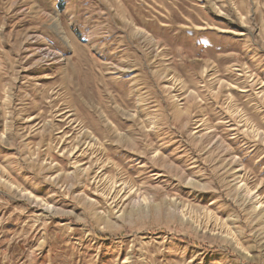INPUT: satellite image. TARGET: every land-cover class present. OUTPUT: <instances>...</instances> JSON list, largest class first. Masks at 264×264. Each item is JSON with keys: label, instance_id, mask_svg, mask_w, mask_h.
Wrapping results in <instances>:
<instances>
[{"label": "rangeland", "instance_id": "374dc122", "mask_svg": "<svg viewBox=\"0 0 264 264\" xmlns=\"http://www.w3.org/2000/svg\"><path fill=\"white\" fill-rule=\"evenodd\" d=\"M44 1L0 0V264H264V0Z\"/></svg>", "mask_w": 264, "mask_h": 264}, {"label": "bare ground", "instance_id": "6f19581e", "mask_svg": "<svg viewBox=\"0 0 264 264\" xmlns=\"http://www.w3.org/2000/svg\"><path fill=\"white\" fill-rule=\"evenodd\" d=\"M47 17V16H46ZM53 24V23H52ZM43 56L47 57L49 59V61H56L57 60V55L53 54L51 52H48L46 50L43 51ZM57 62V61H56ZM121 136V135H120ZM200 138V137H199ZM129 140V139H128ZM122 144V143H121ZM233 165V164H232ZM245 185V184H244ZM243 185V186H244ZM242 188V187H241ZM244 188V187H243ZM256 194V193H255ZM253 197V196H252ZM46 204V203H45ZM48 211L50 210L49 208H47ZM47 212V211H46Z\"/></svg>", "mask_w": 264, "mask_h": 264}, {"label": "crops", "instance_id": "0c3cea01", "mask_svg": "<svg viewBox=\"0 0 264 264\" xmlns=\"http://www.w3.org/2000/svg\"><path fill=\"white\" fill-rule=\"evenodd\" d=\"M43 3H45L44 0H42ZM81 0H70V3L73 5L74 7V14L77 16L78 13V10H77V6H78V3L80 2ZM39 5V4H38Z\"/></svg>", "mask_w": 264, "mask_h": 264}]
</instances>
